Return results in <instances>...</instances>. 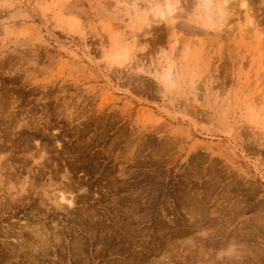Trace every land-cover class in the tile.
I'll list each match as a JSON object with an SVG mask.
<instances>
[{"label": "rangeland", "instance_id": "374dc122", "mask_svg": "<svg viewBox=\"0 0 264 264\" xmlns=\"http://www.w3.org/2000/svg\"><path fill=\"white\" fill-rule=\"evenodd\" d=\"M203 2L0 0V264H264V0Z\"/></svg>", "mask_w": 264, "mask_h": 264}, {"label": "bare ground", "instance_id": "6f19581e", "mask_svg": "<svg viewBox=\"0 0 264 264\" xmlns=\"http://www.w3.org/2000/svg\"><path fill=\"white\" fill-rule=\"evenodd\" d=\"M204 2V4H205V8H210V3H211V1L212 0H203ZM223 1H226V0H223ZM222 3H224V2H222ZM227 3V2H226ZM246 3L247 2H245L244 4H242V7H245V5H246ZM222 5V4H221ZM227 5V4H226ZM225 5V6H226ZM174 7H175V5H174ZM174 7H171L170 6V4H168L167 5V7H166V10H167V12L169 13V15H170V17L171 18H174V20H176L177 18V5H176V8H174ZM218 8L217 9H215V11H213V12H209V13H207L206 15H204L205 14V12H207V11H205L204 12V14H203V16H206V21L207 22H209L211 25L212 24H214L215 22H219L221 19V17L224 15V10L222 9V7H220V5L218 4V6H217ZM136 8V7H135ZM164 9V8H163ZM135 10H137V9H135ZM162 10V9H161ZM161 10H158L157 9V7L154 9V11H153V13H154V16H153V18H157V17H160L159 18V20L161 19V20H163V19H165L163 16H164V12H161ZM155 11H159V14H157L158 12H156L155 13ZM175 11H176V13H175ZM150 14V13H149ZM249 14V13H248ZM150 15H152V13L150 14ZM166 15V14H165ZM169 15H168V17H169ZM156 16V17H155ZM250 16V15H249ZM148 17H149V15H148ZM148 17L147 18H145V20L146 19H148ZM167 17V18H168ZM176 18V19H175ZM149 19H150V17H149ZM148 19V20H149ZM147 21V20H146ZM145 21V22H146ZM150 21V20H149ZM144 22V23H145ZM151 22V21H150ZM147 23L148 24H150L151 25V23H149L148 21H147ZM227 23V22H226ZM253 20H249V24L250 25H248V26H252L253 25ZM244 30V29H243ZM242 31V30H241ZM259 32H260V30H259ZM262 36V35H261ZM262 38V37H261ZM263 39V38H262ZM171 68V67H170ZM174 70V69H173ZM178 71V70H177ZM172 72V71H171ZM174 73V72H173ZM173 73H169L170 75V79L173 81V79H174V81L176 80V76L175 77H173ZM168 76V75H167ZM37 138V137H36ZM41 145V144H40ZM62 186V185H61ZM67 186L68 185H66V188H67ZM63 187H65V185L63 186ZM62 187V188H63ZM68 187H70V186H68ZM72 187V186H71ZM61 188V189H62ZM74 188V187H73ZM61 189H59V191H58V193H59V198H60V200H61V202L62 201H66V202H68L70 205L73 203V199L71 198V196H72V194L67 190V189H65L64 188V190H61ZM67 190V191H66ZM68 194V195H67ZM59 200V199H58ZM68 204V205H69ZM73 205V204H72ZM44 243V242H43ZM232 250V249H231Z\"/></svg>", "mask_w": 264, "mask_h": 264}]
</instances>
